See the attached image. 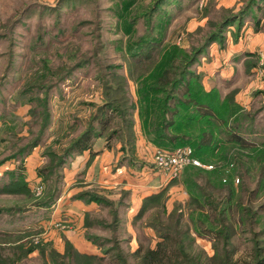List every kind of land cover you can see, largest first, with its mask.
Returning <instances> with one entry per match:
<instances>
[{"label": "trees", "instance_id": "1", "mask_svg": "<svg viewBox=\"0 0 264 264\" xmlns=\"http://www.w3.org/2000/svg\"><path fill=\"white\" fill-rule=\"evenodd\" d=\"M163 2L164 0H159L151 5L145 15L148 23L162 8ZM123 3L122 11L126 13L134 1H123ZM226 13L218 26L214 25L213 29L203 34L197 44L192 43L189 50L176 44L162 45L164 36L159 39L145 36L129 39L122 55L123 63L118 65L124 67L125 73H117L113 65L106 67L107 71L100 76L99 101L82 99L75 107L55 117L48 109L47 100L50 97L47 95L43 100L45 111L38 136L25 149L1 159L0 166L6 160L17 158L22 153H29L39 144L41 135L47 130L50 140L46 143L47 150L42 155L45 162L37 168L36 173L45 184H51L38 204L50 209L60 197L63 168L69 158L90 150L94 140L104 138L109 143L114 137L121 143V150L131 151L136 137L134 112H137L140 118L143 134L156 148L174 149L190 146L193 149V155L204 163L216 157L220 159L227 157L225 155L227 143L231 146L238 144L240 147L249 148L252 152L247 153V157H256L261 163L257 186L249 191L250 195L262 197V201L256 208L236 198L233 178L223 180L219 177L217 169L220 165H214L213 170L187 166L178 178L169 180L157 192L142 198L131 222L134 225L144 218L146 221L141 226L151 228L158 241L154 248L147 247L142 252L137 249L135 254L138 264H264V193L262 191L264 187V142L254 146V143L247 142L240 135L244 108L235 101L234 92L221 97L216 89L205 90L199 74L192 70L200 56L212 43H224L225 34L231 26L240 29L247 20L257 22L259 15L264 16V1L250 0L241 9L228 12L226 10ZM120 16L123 18V32L130 37L134 32L135 17H122L121 14ZM169 20L167 17L163 23L160 21L159 25L163 24L161 30L165 29ZM86 62V60L80 61L75 65L83 67ZM71 72L73 74V70H68L66 74L46 87V90L56 87L59 92L56 106L61 108H67V99L59 87L60 84L67 80L70 81L67 83L71 92L80 87L72 78V74L70 76ZM128 80H133L137 84L135 101L131 100L127 92ZM261 92L264 93V91L254 93ZM84 109H88V116H85V119L75 115ZM117 118L120 120V125L116 127L113 124L112 126L111 122H115ZM78 123L83 124L84 128L78 134L71 135L70 132L76 125L78 126ZM91 155L93 156L94 153ZM226 161L230 160L226 159ZM23 168V166H18L4 170L7 180L2 181L0 193L32 194L31 184ZM203 173L209 178V184H211L210 178L213 177L218 186H227L228 193L224 200L208 192L206 186L198 182L199 175ZM172 184L182 185L187 197L184 200H174L171 210L166 213L165 219H162L159 214L155 213L160 210L163 213L166 212L167 192ZM129 194L130 191L122 190V195L118 200V206H123L125 213L128 204L124 203V200ZM72 199L83 200L87 203L96 202L102 208L111 206L112 219L110 222H106L100 212H86L84 215L86 228L102 224L111 227L116 232L124 221L118 209L113 208L112 203L94 189L80 191L72 195ZM233 202L238 211L236 226L240 230L239 235L245 232V225L248 221L250 222L251 238L248 242L251 243V260L248 261L239 262L234 259L239 244L235 242L238 234H236V226L231 222L230 206ZM149 215H151L150 218ZM184 215L188 217V221L193 222L192 232L187 223L184 222L181 226L182 221L185 220ZM255 225L258 229H255ZM198 236L210 237V241L215 243V252L212 257L200 251H193V247L196 248ZM114 237L116 239L112 242L117 245L118 238ZM88 239L97 246L102 244L99 236L88 235ZM169 246H174V258L166 255V248ZM186 246L192 247V253L186 250ZM36 248L42 257V264H65L67 258L75 262L82 260L89 263V261H100L102 258L95 253L80 252L69 241H66L63 254L57 252L49 244H39L38 247L31 245L24 249L21 255L16 250L12 255L13 258L2 256L0 253V264H21L20 258L27 256ZM108 250L105 249L104 252Z\"/></svg>", "mask_w": 264, "mask_h": 264}, {"label": "rangeland", "instance_id": "2", "mask_svg": "<svg viewBox=\"0 0 264 264\" xmlns=\"http://www.w3.org/2000/svg\"><path fill=\"white\" fill-rule=\"evenodd\" d=\"M123 1H134L126 13L122 11ZM155 1L159 0H0V160L12 153H17L18 150L25 149L31 141L36 139L44 118L43 100L47 95L50 97L47 100L48 109L55 117L63 115L82 99L99 101L100 76L107 71L106 67L113 65L117 73H125L124 67L118 65L123 63L122 55L129 39L138 36L159 39L164 36L162 45L176 44L189 50L192 43L197 44L203 34L213 29L214 25L218 26L222 17L227 14L226 10L227 12L237 11L250 0H164L162 8L157 13L154 12L151 22L148 23L145 15ZM120 14L122 17H135L134 32L130 37L123 32V18ZM167 17L170 20L165 29L161 30L163 24L159 25V23L160 21L163 23ZM161 31L162 34H160ZM85 60L87 62L83 67L75 65ZM68 70H73V74L72 72L69 74L70 76L72 74V78L80 87L71 92L68 86L70 81L60 84L59 87L67 99V108H61L56 106L57 94H59L56 87L51 90H46V87L66 74ZM136 85L133 80L127 82V92L132 101L136 100ZM254 90L257 92L260 88H254ZM252 102L250 108L244 109L242 128L239 133L247 142L254 143L255 146L264 142V93L255 94ZM135 114L137 113L134 112V121ZM75 115L85 119V116H88V109L80 110ZM111 124L119 126V118ZM83 128L84 125L78 123V126L76 125L70 133L76 135ZM49 140L50 136L45 130L39 144L30 152L28 151L29 153H22L17 158L6 160L0 166V186L3 180H7V175L4 174V170L7 169L5 167H10V163L14 164V168L24 167L25 157L34 150L36 154L33 153L32 156L41 157L43 162L40 166H42L45 162L42 155L47 150L46 143ZM116 140L113 137L109 142L114 145ZM227 144L228 147L225 150L227 157H223L224 159L216 157L206 164L220 165L217 169L219 177L223 180L233 178L236 198L256 208L262 201V197L250 195L249 191L257 186L261 163L256 157H247V153L252 152L251 149L240 147L238 144H233L234 146ZM225 158L230 161L227 162ZM23 170L26 174L25 167ZM210 179L211 184L208 183L209 178L203 173L199 175L198 182L206 186L208 192L224 200L228 193L227 186L220 187L213 177ZM41 182L43 190L40 195H35L33 191L29 195L0 193V253L2 256L13 258L12 255L16 250L21 255L24 249L31 245L38 247L39 244H49L63 254L65 242L68 240L63 238L62 245L57 246L50 238L49 230L45 231V226L48 228L47 221L53 222L51 226L61 231L82 229L77 225L83 212L81 209L76 211V206H65L62 214L56 216L58 219H52L49 210L38 205L51 185ZM65 187L62 185V189H66ZM262 191L264 193V187ZM111 194L114 195L113 192ZM63 201L59 200L61 208L64 207ZM173 203L171 199L168 200L166 212L163 213L160 210L155 214L165 219ZM111 205L118 209L119 215L124 219L117 231L102 224H95L91 228L84 226L81 238L84 243H88L90 242L87 240L88 235L100 237L102 244L96 249H98V255L102 257L101 260L87 263L82 260L75 262L67 258L65 264H138L135 251L140 249L142 252L147 247L156 246L158 239L148 228L141 226L146 221L144 218L131 225L127 221L129 210L125 213L123 206L115 203ZM63 212L66 213L63 214ZM74 212L78 214L74 215ZM67 213H71L72 217L69 216L70 218L67 219ZM100 214L106 222H110L111 206L101 208ZM230 215L231 222L236 226L238 211L234 202L230 206ZM184 219L181 226L184 222L187 223L192 232L193 222L188 221L185 215ZM62 221H65L67 226ZM56 223L60 225L55 226ZM235 229L236 234L238 233L235 242L239 244V247L234 259L239 262L251 260V243L248 242L251 238L250 222L246 223L245 232L242 235H239L240 230L237 226ZM255 229H258L257 225ZM114 236L118 238L117 245L112 242L116 239ZM69 242L76 250L84 253H91L89 248L94 245L90 242L91 246L88 244L84 248L85 251H81L71 241ZM195 245L196 248L193 247V251H200L208 257L214 255L215 243L210 241V237L198 236ZM88 246L89 248H86ZM105 249L109 250L105 253ZM191 249L192 247L186 246V250L192 253ZM166 255L174 258V246L166 248ZM20 259L21 264L43 263L37 248Z\"/></svg>", "mask_w": 264, "mask_h": 264}, {"label": "crops", "instance_id": "3", "mask_svg": "<svg viewBox=\"0 0 264 264\" xmlns=\"http://www.w3.org/2000/svg\"><path fill=\"white\" fill-rule=\"evenodd\" d=\"M262 53H264V16L259 15L257 22L249 19L240 29L231 26L225 34L224 43H212L200 56L192 70L199 74L205 90L216 89L221 97L233 91L235 101L244 109H248L254 100L256 90L254 88L264 91V64L260 63ZM135 116L136 137L130 152L121 150V143L117 140L112 145L104 138H97L90 150L69 158L63 168V186H66V189H62L60 197L48 210L50 218L58 219L56 216L62 214L65 206H76V211L81 209L83 212L77 225L82 229L61 231L51 226L53 222L47 221L50 227V238L57 246L62 245L63 238L71 241L81 251H85V246L88 244L91 246L93 243L89 239L87 240L91 243H84L81 239L85 229L84 215L86 212H100L102 207L96 202L87 203L83 200L72 199V195L83 190L94 189L99 195L118 205L122 190H128L130 194L128 198H125V203L128 204L126 211L129 210L127 221L133 225L131 220L142 198L157 192L168 182L164 174L154 167L152 157L156 146L145 137L138 115L135 114ZM33 153L36 154V151H32L24 159L25 175L31 186L40 180L36 169L43 162L41 157H33ZM92 153H94L93 156ZM13 165L10 163V167L5 168L12 169ZM112 192L114 195L111 194ZM167 194L168 200L172 201L184 200L187 197L180 184H172ZM172 196L175 198L173 199ZM59 200H64L62 203L64 207H60L62 205ZM75 214L78 212H74ZM71 215L67 213L66 218L72 217ZM63 223L65 224V221ZM148 229L155 237L153 230ZM96 248L97 245L94 244L89 249L91 253L98 254Z\"/></svg>", "mask_w": 264, "mask_h": 264}, {"label": "built area", "instance_id": "4", "mask_svg": "<svg viewBox=\"0 0 264 264\" xmlns=\"http://www.w3.org/2000/svg\"><path fill=\"white\" fill-rule=\"evenodd\" d=\"M260 63L264 64V53L260 54ZM154 167L161 171L166 180L178 178L187 166H194L205 169L214 168L213 164L203 163L199 158L193 155V149L190 146L176 147L174 149L156 148L152 157ZM32 191L35 195H40L43 190L41 180L36 181L32 186ZM59 226V223L54 224ZM45 231L49 230L45 226Z\"/></svg>", "mask_w": 264, "mask_h": 264}]
</instances>
